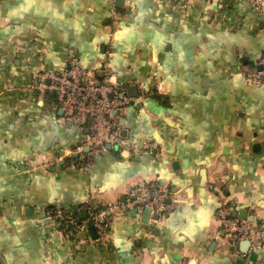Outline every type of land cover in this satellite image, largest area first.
Masks as SVG:
<instances>
[{
    "label": "crops",
    "instance_id": "1",
    "mask_svg": "<svg viewBox=\"0 0 264 264\" xmlns=\"http://www.w3.org/2000/svg\"><path fill=\"white\" fill-rule=\"evenodd\" d=\"M116 1L0 0V264H264L245 243L235 257L216 218L226 202L264 228V13L247 0ZM108 51L131 100L121 135L153 148H98L86 168L74 149L89 152L90 123L26 87L71 56L99 79ZM152 182L174 209L127 208L102 243L38 222L49 207L125 205Z\"/></svg>",
    "mask_w": 264,
    "mask_h": 264
},
{
    "label": "built area",
    "instance_id": "2",
    "mask_svg": "<svg viewBox=\"0 0 264 264\" xmlns=\"http://www.w3.org/2000/svg\"><path fill=\"white\" fill-rule=\"evenodd\" d=\"M254 9L264 13V0H247ZM126 6L130 0H123ZM117 11L110 7L111 26L116 27ZM113 37V29L109 32ZM112 53H106V59L101 63L96 73L85 69L75 56H71L65 68L61 71H44L33 75L26 87L38 100L44 99L49 93L54 96V105L62 113L64 119L77 121L80 125L89 124V135L86 140L89 152L85 155L80 147L74 149L84 166L91 163V158L98 150V145H109L119 151H130L137 155L143 148L152 149L148 144L139 148L136 144L126 142L121 135L118 120L126 112L131 100L126 97L125 89L119 87L116 74L110 69L109 59ZM260 67L255 73L254 83L264 86V55L258 61ZM102 147V149H103ZM86 166V168H87ZM128 203H107L97 207L90 200H85L76 208L64 209L60 207L46 208L41 218L40 225L45 222L62 232L66 238L74 240L86 233L88 227L96 231L97 240L102 243L106 239L109 225L113 218L121 215L127 208L149 209L156 217L174 209V203L169 195H165L156 182L136 185L128 192ZM237 208L223 202L216 212V218L230 244L235 257H246L238 250L239 244L248 242L250 253L264 249V228L248 219L234 218L232 215Z\"/></svg>",
    "mask_w": 264,
    "mask_h": 264
},
{
    "label": "water",
    "instance_id": "3",
    "mask_svg": "<svg viewBox=\"0 0 264 264\" xmlns=\"http://www.w3.org/2000/svg\"><path fill=\"white\" fill-rule=\"evenodd\" d=\"M123 4H124L123 0H117V1H116V7H117V8H122ZM257 70H260V67H257ZM99 78H101V75H99ZM61 114H62V113H61ZM89 123H90V122H89ZM97 147H98L99 149H102L103 146H102L101 144H99ZM103 148L106 149V150H108V151H111V150H113V151H119L118 148H116V147L111 148L109 145H105ZM146 210H149V209H146ZM149 211H150V210H149ZM232 216H233L234 218H238V219H242V220L247 219V213H246V212H243V211H237V212H235ZM249 220L252 221V219H249ZM89 230H90L91 233L94 235V233H95V229H94L93 227H90ZM243 243H245V244L248 245V242H243ZM237 264H242V263H241V261H238Z\"/></svg>",
    "mask_w": 264,
    "mask_h": 264
},
{
    "label": "trees",
    "instance_id": "4",
    "mask_svg": "<svg viewBox=\"0 0 264 264\" xmlns=\"http://www.w3.org/2000/svg\"><path fill=\"white\" fill-rule=\"evenodd\" d=\"M113 154H115V151H112Z\"/></svg>",
    "mask_w": 264,
    "mask_h": 264
}]
</instances>
